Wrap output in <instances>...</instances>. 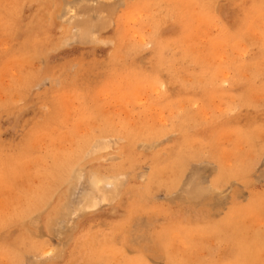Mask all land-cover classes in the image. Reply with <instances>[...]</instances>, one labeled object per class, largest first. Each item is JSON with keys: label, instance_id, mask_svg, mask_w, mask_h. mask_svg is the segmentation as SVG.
I'll return each mask as SVG.
<instances>
[{"label": "rangeland", "instance_id": "rangeland-1", "mask_svg": "<svg viewBox=\"0 0 264 264\" xmlns=\"http://www.w3.org/2000/svg\"><path fill=\"white\" fill-rule=\"evenodd\" d=\"M263 169L264 0H0V264H264Z\"/></svg>", "mask_w": 264, "mask_h": 264}, {"label": "bare ground", "instance_id": "bare-ground-1", "mask_svg": "<svg viewBox=\"0 0 264 264\" xmlns=\"http://www.w3.org/2000/svg\"><path fill=\"white\" fill-rule=\"evenodd\" d=\"M88 15H90V13H89ZM90 16H91V15H90ZM87 17H88V16H87ZM87 17H86V18H87ZM90 18H91V17H90ZM91 19H92V18H91ZM91 19H90V20H91ZM86 20H87V19H86ZM86 20H85V21H86ZM92 20H93V19H92ZM97 20H98V19H97ZM89 22L91 23V21H89ZM95 22L97 23V21H95ZM93 23H94V22H93ZM100 23H101V22H100ZM80 24H81V22L78 24V26H79ZM87 24H88V23H87ZM98 24H99V23H98ZM93 26H94V25H93ZM95 26H96V25H95ZM99 26H101V25H99ZM99 26H98V27H99ZM81 27L84 28L83 25H81ZM81 27L79 26L78 29L81 28ZM96 28H97V27H96ZM86 29H88V27L85 28L84 30L86 31ZM90 29H91V28H89L88 30H90ZM92 29H93V28H92ZM84 30H83V31L80 30L81 33H82V35H79V36H80V38H84V39H86L85 36H88V35H89V34L87 33V32H89V31H86V33H85L86 35H85V34H83V32H85ZM80 31L78 30V32H80ZM90 32H91V31H90ZM90 32H89V33H90ZM79 34H80V33H79ZM87 34H88V35H87ZM83 36H84V37H83ZM80 40H81V39H80ZM98 140H99V139H97V141H98ZM100 140H101V139H100ZM95 142H96V141H95ZM98 144H99V143H98ZM103 144H104V142H103ZM92 145H93V144H92ZM94 146H95V144L93 145V147H94ZM98 146H100V145H98ZM106 146H107V145H105L104 147H106ZM96 147H97V146H96ZM90 148H91V146H90ZM94 148H95V147H94ZM98 149H100V147H99ZM96 150H97V149H96ZM92 151H93V150H92ZM88 152H89V151H88ZM90 152H91V151H90ZM90 152H89V154H90ZM96 152H97V151H96ZM86 154H87V152H86ZM89 154H88V155H89ZM88 155H87V156H88ZM90 155H91V154H90ZM87 156H86V157H87ZM83 157H84V156H83ZM192 164H193V163H192ZM192 164H191V165H192ZM200 164H201V163H200ZM198 166H199V165H198ZM193 168H194V167H193ZM201 168H203V167H201ZM201 168H200V169H201ZM75 169H77V167L74 168V171H75ZM195 169H196V168H195ZM195 169H194V170H195ZM79 170H80V169H79ZM82 170H83V169H82ZM188 170H189V169H188ZM263 170H264V169H263ZM80 171H81V170H80ZM198 171H199V170H198ZM72 172H73V170H72ZM192 172H193V171H192ZM192 174H193V173H192ZM199 174H200V173H198V175H199ZM81 175H82V173H81ZM194 175H196V174H194ZM194 175H192V177L195 178L196 176H194ZM202 175H203V174H202ZM202 175H201V176H202ZM70 176H72V173H71ZM75 176H76V175H75ZM75 176H74V178H77V177H75ZM77 176H78V174H77ZM79 176H80V175H79ZM199 176H200V175H199ZM201 176H200V177H201ZM70 178H71V177H70ZM109 178H110V177H109ZM189 178H191V177H189ZM112 179H113V178H112ZM192 179H193V178H191V180H192ZM68 180H69V179H68ZM113 180H114V182L116 181V179H113ZM191 180H190V181H191ZM193 180H194V179H193ZM193 180H192V181H193ZM202 180H203V179H202ZM87 181H88V180H87ZM190 181H189V182H190ZM71 182H72V181H71ZM71 182H70V183H71ZM117 182H118V181H117ZM117 182H116V183H117ZM182 182H183V181H182ZM75 183H76V182H75ZM101 183H102V182H101ZM101 183H100V184H101ZM110 183H111V182H110ZM190 183H191V182H190ZM71 184H72V183H71ZM87 184H88V183H87ZM117 184H118V183H117ZM188 184H189V183H188ZM198 184H199V182H198ZM198 184H197V186H198ZM69 185H70V184H69ZM90 185H91V184H90ZM101 185H104V184H101ZM109 185H110V184H109ZM109 185H108V186H109ZM186 185H187V184H186ZM186 185H185V186H186ZM190 185L193 186L194 183L192 182V184H190ZM195 185H196V184H195ZM99 186H100V185H99ZM105 186H107V184H106ZM108 186H107V187H108ZM117 186H118V185H117ZM109 187L112 189L111 186H109ZM182 187H183V186H182ZM193 187H194V188L189 189V190L186 189L187 192L184 191V193L187 194V197H189L190 199H191V198H197V197H199L198 195H200V194H202V193L205 194L204 192H206V191L208 192V188H210V187H208V188L205 187L204 189H206V190L203 189V191H202V187L199 188V189H198V187H197V188H196L195 186H193ZM101 188H102V186H101ZM110 188H108V189H110ZM187 188H188V186H187ZM189 188H191V187L189 186ZM89 189H90V188H89ZM103 189H104V188H103ZM108 189H107V190H108ZM116 189H117V188H116ZM178 189H179V187H178ZM183 189H184V188H183ZM211 189H212V188H211ZM211 189H210V190H211ZM92 190H94V189H92ZM96 190H97V192H98V191H100V188H98V186H97V187H96ZM113 190H114V189H113ZM118 190H119V189H118ZM184 190H185V189H184ZM94 191H95V190H94ZM116 191H117V190H116ZM181 191H182V188H181ZM100 192H101V191H100ZM108 192H111V191L109 190ZM207 192H206V193H207ZM217 192H218V190H217ZM103 193H104V191H102L101 194L104 195V197H105L106 194H103ZM115 193H118V192H115ZM115 193H114V194H115ZM108 194H109V193H108ZM179 194H180V192H179ZM216 194H217V193H216ZM93 195H94V193H93ZM182 195H184L183 192H182ZM110 196H111V194H110ZM114 196L116 197V194H115ZM106 197H107V196H106ZM115 197H114V198H115ZM180 198H181V195H180ZM95 199H96V198H95ZM82 200H83V201H82V204H81V205L91 206V205H93L94 196H92V193L89 194V192H87L86 195L84 196V199H82ZM109 200H110V199H109ZM112 200H113V199H112ZM80 203H81V201H80ZM63 204H65V203L63 202ZM66 204H67V202H66ZM81 205H80V206H81ZM63 206H64V205H63ZM65 209H66V206H65ZM56 214H57V212H56ZM63 214H64V213H63ZM63 214H62V215H63ZM139 222H140V221H139ZM137 223H138V222H137ZM137 229H138V228H137ZM145 230H146V229H145ZM138 231H139V230H138ZM142 232H143V231H142ZM144 232H145V231H144ZM88 236H89V235H88ZM101 236H102V235H101ZM87 239H88V238H87ZM94 240H95V239H94ZM99 240H100V239H99ZM81 241H82V239H81ZM148 244H149V243H148Z\"/></svg>", "mask_w": 264, "mask_h": 264}]
</instances>
